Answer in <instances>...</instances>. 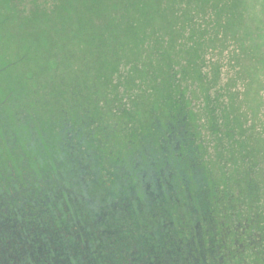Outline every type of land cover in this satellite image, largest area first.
<instances>
[{
  "label": "trees",
  "instance_id": "16d2710c",
  "mask_svg": "<svg viewBox=\"0 0 264 264\" xmlns=\"http://www.w3.org/2000/svg\"><path fill=\"white\" fill-rule=\"evenodd\" d=\"M14 1L0 0L1 173L31 188L59 183L83 213L143 210L162 195L201 211L204 196H221L227 219L264 235V111H244L264 84V10L52 0L40 23L10 33ZM228 33L252 51L223 72L214 54ZM238 85L254 92L232 94Z\"/></svg>",
  "mask_w": 264,
  "mask_h": 264
},
{
  "label": "flooded vegetation",
  "instance_id": "af4514ba",
  "mask_svg": "<svg viewBox=\"0 0 264 264\" xmlns=\"http://www.w3.org/2000/svg\"><path fill=\"white\" fill-rule=\"evenodd\" d=\"M35 182L0 172V264H264V235L227 219L221 196L201 211L162 195L96 214L63 200L59 183Z\"/></svg>",
  "mask_w": 264,
  "mask_h": 264
},
{
  "label": "rangeland",
  "instance_id": "374dc122",
  "mask_svg": "<svg viewBox=\"0 0 264 264\" xmlns=\"http://www.w3.org/2000/svg\"><path fill=\"white\" fill-rule=\"evenodd\" d=\"M52 2V0H20L19 2L17 0L14 1V4L16 5L19 4L21 7L18 9H15V5L14 8L10 11L11 13L15 14L16 20H14V24L12 22H6L8 27L11 28V30L9 31L11 33V31H17V29H19L21 26H23L26 23H29V27H31L32 24L36 23H40L41 21V17L44 14V12H52V5L50 4ZM47 3L46 7H42L43 4ZM251 9H256L258 11H262L264 10V0H249V8H247V15H248V11H250ZM19 10V11H18ZM18 11V12H17ZM2 22H5L4 20H2ZM242 40V39H241ZM221 46L217 47L218 49V53L219 54H214V56L216 55H220V62L222 65V69L223 72L227 71L228 69V63L229 61H232V58L235 57V53H237L238 51H252L250 48H248L247 46H245V44L240 40H236L234 37L232 38L231 34H227L226 37L220 42ZM244 45V47H243ZM239 57L241 58H246V59H250V56L247 55H239ZM253 57L251 56V59ZM239 66H243V65H239ZM205 71H207V73L209 74V77H212V69L210 67L205 68ZM231 72V69L229 70ZM225 74L223 73L222 78L223 80L218 84V87H223V85L225 84ZM255 92L256 95L255 97L257 98V101L254 102L251 106H244V111L248 114L250 113L252 110L256 109V108H260L264 111V101L262 102L260 100V98L264 99V84L262 85L261 88H255ZM229 91L234 94L237 91L238 92H242L244 94H249L251 95L254 90L252 91V88L250 87H246V86H241L238 85L237 87H233V88H229ZM237 92V93H238ZM202 104V101H201ZM197 105H200V102L197 103ZM199 110V109H198ZM253 114L250 115V118L252 119L255 118L254 116H252ZM256 119V118H255ZM256 121H262L264 122V117H259L256 119ZM202 122L205 123V120L203 118ZM201 128L202 125L200 126ZM203 134V130L201 132ZM206 134V133H205ZM208 136H209V132H208ZM219 137H221L224 140V136L223 135H219ZM210 144L214 145L217 141L216 137H211L209 138ZM214 142V143H212ZM222 146V149L225 150L227 149V145L226 144H220ZM210 151L213 152V147L211 146ZM235 152H237L235 150ZM225 156H227V154H224ZM260 173H262V171H259Z\"/></svg>",
  "mask_w": 264,
  "mask_h": 264
}]
</instances>
